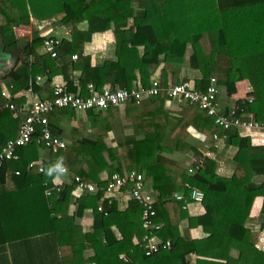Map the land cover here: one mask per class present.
<instances>
[{
	"label": "trees",
	"instance_id": "1",
	"mask_svg": "<svg viewBox=\"0 0 264 264\" xmlns=\"http://www.w3.org/2000/svg\"><path fill=\"white\" fill-rule=\"evenodd\" d=\"M247 6L225 5L217 0H0V58L23 47L17 62L0 79V150L18 136L21 125L20 117H14L6 103L19 104L14 96L31 84L39 98H53L51 85L58 75L67 80L69 93L85 97L90 84L98 92L106 86L130 90L138 82L149 87L156 76L165 90L189 83L206 92L211 78L216 76L219 101L223 104L234 102L231 96L237 94L238 83L248 80L255 100L237 103L264 123V20L250 24L231 10L234 7L243 11ZM54 18H60V25L72 28L71 38L42 37L37 31L31 41L18 38L17 29L30 27L32 19ZM82 23H87L86 31L79 29ZM127 27H133L134 32L123 38L122 30ZM109 30H114L120 55L115 61L96 64L85 55V46L94 34ZM49 38L61 42L57 58L38 53ZM190 49L192 54L187 59ZM73 55L78 59L72 60ZM129 56H139L136 74L128 71ZM187 65L199 72L201 78L192 80L185 76ZM37 76L45 78L42 86L34 84ZM3 86L10 89L13 99L2 96ZM172 102L179 106L169 108ZM120 111H124V116ZM75 118L79 119L81 129L64 125L65 120ZM121 120L130 124L132 133L120 136L116 145L108 143L107 138L114 131L113 122ZM214 121L198 105L180 104L166 92L141 105L129 103L86 113L58 110L50 118V128L54 136L67 143V149L57 154L50 152L52 160L44 162L43 173L30 170L29 164L37 160L38 149L44 147L33 144L19 149V160L5 162L0 174L12 173L15 186L24 197L17 194L2 199L4 195L0 194V204H6V199L36 202L39 209L34 213L40 223L34 233L26 228L28 235L55 236L61 252L68 250L77 259L75 264H264V252L251 241L255 227L248 222L255 199H264V182L254 181L255 177L264 176V146H254L238 131H224ZM215 135L219 140L214 139ZM221 145L235 150L231 177L218 173ZM189 153H193L192 161L186 168L175 158ZM206 153L211 156L204 157ZM201 158L203 166L197 162ZM58 162L68 170V183L60 191L53 184L59 174L48 175L49 168ZM191 168L194 174L189 173ZM107 171L143 174L145 191L153 197L155 222L163 227L159 233L162 245L170 242V250L147 255L134 242V237L144 234L141 206L131 201L127 210H120L116 193L109 198L103 192L106 182L102 175ZM76 177L96 183L99 191L85 193L75 200ZM0 183V187L5 186L4 180ZM186 184L204 192L206 197L205 213L197 218H191L183 202L174 197L188 196ZM234 194L244 196L242 206L235 204ZM71 204L76 206L77 219L86 210L93 211L94 232L82 233L80 226L60 217L68 214ZM101 205L103 211L99 210ZM185 221H189V226L181 230ZM195 226H201L207 238L193 240L190 228ZM113 228L118 230L119 239ZM259 229H264V225ZM97 244L104 246L105 254L85 260L83 252ZM234 251L238 255L233 256ZM122 254L127 263L119 259ZM191 254L197 256L195 263Z\"/></svg>",
	"mask_w": 264,
	"mask_h": 264
},
{
	"label": "built area",
	"instance_id": "2",
	"mask_svg": "<svg viewBox=\"0 0 264 264\" xmlns=\"http://www.w3.org/2000/svg\"><path fill=\"white\" fill-rule=\"evenodd\" d=\"M59 39L49 38L44 42V52L50 54L52 57L57 58V47L60 45ZM78 56L73 55L72 60H77ZM32 62V57L29 58ZM43 78L37 76L34 82L35 85L42 86ZM53 98H39L33 89V84L26 90V103L18 107L13 102H7L5 107L14 113V117L22 119L19 136L10 139L6 142L5 146L0 150V168L7 161L19 160L20 156L18 150L28 147L29 145H37L44 147L45 150L54 154L67 149V143L59 137L53 135L50 128L51 116L62 109H69L75 113H86L90 110H106L109 107H123L129 103L141 105L145 100L151 97H157L163 92L177 101L180 104L187 105L189 103L196 104L198 107L205 111L207 115L215 119V125L224 131H238L241 137L250 139L252 145L262 147L264 146V123L258 121L251 113H247L240 104L239 100L253 103L254 88L252 85L247 84L242 91L241 96L236 98L232 105L225 107L219 101L220 90L217 86V78H211V83L206 92L194 89L189 83L177 84L168 89H163L158 77L151 81L149 87L144 86L140 82L135 84L130 90L121 88H113L106 86L102 91H96L94 85L88 86L89 95L87 97L81 94H72L67 91V84L61 82H54ZM3 97L7 94L2 93ZM215 140H219V136H214ZM210 157L211 153H206L204 157ZM199 166H203L204 159L198 161ZM66 168V167H65ZM30 170H36L39 173L44 172L42 163L32 161L29 164ZM68 170L66 168L67 173ZM193 168L189 173L194 174ZM63 173V174H65ZM19 174V173H17ZM77 191L80 195L85 193L95 194L99 191L98 185L93 182H84L80 177L75 178ZM58 191L62 189V185L55 186ZM189 188L187 195L176 194L174 197L177 201L183 202L184 209H189L192 204L204 205L205 194L204 192L193 189L186 184ZM122 190L127 192L130 200L136 201L141 206L142 229L144 234L141 238L136 237V244L142 247L147 255H153L163 250H170L172 245L167 242L162 245L159 233L162 230V225L155 222L156 210L154 207L153 197L145 191V178L143 174L135 171L121 174H112L106 180V186L103 192L110 198L119 194ZM51 195L50 193L48 194ZM113 201L110 200L111 204ZM103 211V206L99 207ZM121 262L127 263L124 255H121ZM97 264V263H92Z\"/></svg>",
	"mask_w": 264,
	"mask_h": 264
},
{
	"label": "crops",
	"instance_id": "3",
	"mask_svg": "<svg viewBox=\"0 0 264 264\" xmlns=\"http://www.w3.org/2000/svg\"><path fill=\"white\" fill-rule=\"evenodd\" d=\"M217 2H222L225 5L234 4L237 5H248L245 10H237L232 7L231 10L236 12L235 16H238L240 20L244 19L248 20L251 24L254 20L262 19L264 20V0H217ZM240 12V13H238ZM88 28L87 23H82L79 25V29L82 31H86ZM39 32L42 37H57V38H71L72 36V28L65 27L60 25V18H54L46 21H37L32 19L30 27L27 28H19L17 29V36L24 42V39L32 40L34 32ZM134 32L133 27H127L122 30L121 36L123 38L131 37ZM23 47L18 48L11 54L2 55L0 61H6V66L8 71L14 66L17 62L20 53L22 52ZM85 55H89L92 57L94 63H99L102 61H115L120 55L121 49L118 45V41H116L114 30H109L104 33L94 34L91 42L87 43L85 46ZM39 55H44L43 48L38 50ZM139 56H129L128 59V71L129 73H138L135 69ZM5 72L2 73L1 79L5 76ZM185 76L192 80H197L201 78V74L197 71L190 69L185 66ZM158 77V76H156ZM154 77V78H156ZM43 78V77H42ZM152 78V80L154 79ZM45 81V78H43ZM43 81V83H44ZM61 82L67 84V80L63 75H58L54 77L53 82ZM249 83L248 80H244L238 83V91L237 94L231 96L233 101H236L238 96H241L244 87ZM52 87V85H51ZM6 93L8 99H13L11 91L9 88L3 86L2 93ZM26 90L21 91L14 96V99L19 101L20 103H15L18 107H20L26 100L28 99L25 95ZM45 97L47 95H44ZM43 96V97H44ZM47 98V97H46ZM10 102V101H9ZM231 103H221L223 106L228 107L232 105ZM169 108H173L171 104H169ZM21 119V118H20ZM22 122V119H21ZM21 126V125H20ZM20 131V129H19ZM193 136H197L194 131H192ZM19 136V134H18ZM17 136V137H18ZM14 139V138H13ZM9 141V140H8ZM206 152V151H205ZM220 154L221 159L219 160V168L218 173L223 177H231L234 173V166L232 164V157L235 154V150L231 147H227L225 145L220 146ZM224 153V154H223ZM193 153L186 154L185 156H177L175 159L183 164V167H188L189 163H191V156ZM174 157V156H172ZM52 160V153L47 150L38 149L37 160L39 163L44 164L45 161ZM221 162V163H220ZM188 164L187 166H184ZM65 167V166H64ZM68 173V172H67ZM65 173V174H67ZM65 174H59V178L57 176L53 180L54 186L61 184L62 187H65L66 183H68L67 176ZM112 175L110 172H106L102 175V179L106 182V180ZM0 180H4V187H0V194L4 195L2 199L6 197H16L17 194H21L22 191L16 188L14 183V178L12 173H8L5 176L0 174ZM254 181L256 183H263L264 176L255 177ZM94 183V182H93ZM1 184V183H0ZM77 189V187H76ZM74 189L73 197L74 199H79L83 195H80L78 191ZM8 195V196H7ZM24 197L23 194H21ZM116 197L119 201V208L121 211H125L128 209L131 201L128 197L127 192L122 191L119 194H116ZM1 199V200H2ZM234 202L237 206H242L244 204L245 198L240 194L233 195ZM6 204H0V264H75L76 258H72V254L68 250L65 253L61 252L60 244L57 238L53 235L40 236V235H28V230L26 228L32 229L34 233V229H37L40 223V220L37 218V209H39L36 202L26 201L25 203H20L19 201L12 199V202H9L8 199ZM264 199L263 197H257L253 203V207L251 209L250 218L248 222L255 227L252 231L251 241L255 242L256 248L262 252H264V229H259L260 226L264 225V214L262 213ZM36 212V214L34 213ZM189 215L191 218H197L200 215L205 213V209L203 205L192 204L188 209ZM76 206L75 204H71L70 210L68 214L60 217H66L64 221L70 222V224H75L80 226L82 233L88 234L94 232V213L91 209L85 211L82 218H76ZM189 221H185L181 224L180 229L184 230L188 228ZM113 232L116 237L119 239L120 234L116 228H113ZM191 238L194 239H205L207 238V234L203 231L201 226H195L190 228ZM134 242L136 243V237H134ZM77 245V244H75ZM78 248L77 246H75ZM79 245V244H78ZM105 245V244H104ZM75 248V249H76ZM106 249L102 244L91 245L89 249L83 252V256L85 260L92 259L96 255L105 254ZM67 252V253H66ZM73 252V251H72ZM123 255V254H122ZM238 255L236 251L233 252V256ZM190 259L193 263L196 262L197 256L195 254H191Z\"/></svg>",
	"mask_w": 264,
	"mask_h": 264
},
{
	"label": "rangeland",
	"instance_id": "4",
	"mask_svg": "<svg viewBox=\"0 0 264 264\" xmlns=\"http://www.w3.org/2000/svg\"><path fill=\"white\" fill-rule=\"evenodd\" d=\"M191 54H192V50L190 49L188 51V53H187V59L190 58ZM214 77H216V76H214ZM247 84H250L251 85L250 82L247 83ZM169 104H171L173 108H175V107L177 108V106H179V104H177L176 102H172V103H169ZM120 115L121 116H124V111H120ZM64 125L66 127H78L79 129L82 128V125H81V123H80V121H79L78 118L71 119V121L70 120H68V121L65 120ZM129 125H130L129 123H127V122H125L123 120H121L120 122H113L114 131H112V133L107 138L108 143L116 145V140L120 136L130 135L132 133V129L129 128ZM205 151H207V150H205V148H204L203 152H205ZM219 156H221V154H219ZM220 159H221V157H220ZM187 165L188 164H186L185 166H187Z\"/></svg>",
	"mask_w": 264,
	"mask_h": 264
},
{
	"label": "clouds",
	"instance_id": "5",
	"mask_svg": "<svg viewBox=\"0 0 264 264\" xmlns=\"http://www.w3.org/2000/svg\"><path fill=\"white\" fill-rule=\"evenodd\" d=\"M66 172V168L64 167L62 162H58L54 167L49 168L48 175L55 174H63ZM57 178H59V175H57Z\"/></svg>",
	"mask_w": 264,
	"mask_h": 264
},
{
	"label": "water",
	"instance_id": "6",
	"mask_svg": "<svg viewBox=\"0 0 264 264\" xmlns=\"http://www.w3.org/2000/svg\"><path fill=\"white\" fill-rule=\"evenodd\" d=\"M7 73L8 72V68L6 66V61H0V79L2 77V73Z\"/></svg>",
	"mask_w": 264,
	"mask_h": 264
}]
</instances>
